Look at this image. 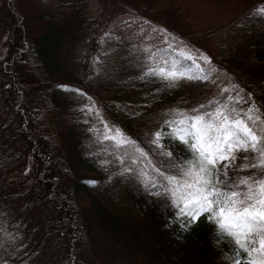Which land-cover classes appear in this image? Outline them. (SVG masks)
Returning <instances> with one entry per match:
<instances>
[{
    "label": "trees",
    "instance_id": "obj_1",
    "mask_svg": "<svg viewBox=\"0 0 264 264\" xmlns=\"http://www.w3.org/2000/svg\"><path fill=\"white\" fill-rule=\"evenodd\" d=\"M70 1L72 0H0V4H4L1 13V15L4 14V20L2 21V25L4 26H0V30L3 29L8 36L9 41L6 43L7 46L5 44V47H8L10 51V58H8L7 61L9 64L7 63L5 66H0V142L2 143L3 140L9 137V142L12 145L7 154L11 153L12 158L28 157L29 155L36 156V168H38V170L36 171L35 177L38 182L37 187L39 186L41 189L33 187L35 189L34 191L32 190V193L27 198L28 202L24 213L26 218L32 220L34 223L30 230V239L35 243V247H37L35 251L41 253L40 246H43V242H46L47 263L45 264H112L113 261L116 260V256L129 259L128 257L131 252V259H133L132 257L138 256V258H143L144 262L147 264H231V260L228 258L233 256L230 245L223 241L217 242L220 238L216 236V227L207 220L206 216L200 217L189 230L184 231L180 223L176 220V209L170 207L169 201L148 195L146 191H143L144 188L141 183L136 181V184L135 182L133 184L137 187L132 184L133 188L135 189L136 187V190L140 187L142 188L134 192L136 196L135 200L139 204V210H135V215H140V219L142 220V222H137L134 215L130 213L129 206L124 205L126 203L121 204L122 206H117L112 202V197L99 193L100 190L98 189L103 186L105 173L101 171L100 163L94 159L96 152H93V150L89 148L90 146L86 145L87 142H85L84 139H88L89 136L87 134V129L77 127L71 123L76 127L75 129H68L69 132L61 134L56 131L53 134L54 137H52L50 133L51 123L57 122L58 128H62L63 130H67V128L70 127V124L62 119V111L66 109V105L64 106V104L67 103V93L70 91L78 94H81L83 91L86 93L88 92V95H93L95 97L99 106L101 104V108H103L102 105L107 101L112 104L114 102H124V100L129 99L126 86L118 87L114 85L115 88L113 86L109 88L102 87L99 88L101 91L97 88L96 91H94L98 92V94L95 93L94 95V91H91L90 86L85 82L87 71L74 73L70 71L69 67L66 65V58L70 55V49L73 48V51L79 49V47H81L80 44H84L85 40L91 38L90 41L85 44V46L88 47V53H91L96 49L97 44L95 45L94 42L100 35L110 33L118 38L120 37L119 39L124 41L125 44L127 43L126 45L141 46V48H145V46H157V48H160L162 46L163 48L160 54L169 59L172 58L171 50H167L164 40L159 39L161 34L158 35L152 31L153 28L162 29L153 22L150 18L152 16L151 12L146 8H138L140 11L138 9H131L133 11H122L120 15L116 16L114 19L112 18L107 27L108 29L102 30L103 26H101L100 23L96 24L93 19V17L95 18L97 15V12H95L96 10L94 11L95 7H93L95 3L94 0L93 3H91V0L90 2H88L89 0ZM256 1L259 2V0H228V2L227 0H221L220 2H222L221 4L223 7L229 2H234V5L231 4L235 7L233 11L238 12L239 10L245 9L247 6L248 8L249 6H253ZM260 2L263 4L261 0ZM29 3L31 4V8L33 7L32 9L36 7L32 13L28 10L27 5ZM74 4H78V8H75ZM82 4H86L87 7L85 6V8H83L81 6ZM81 8L82 10H80ZM142 10H144V14ZM77 11H79L78 14ZM196 11L194 15H197L198 19L201 18L199 19L201 21L198 20L196 23L197 30H202V32L210 35L206 36L204 39L210 38L209 41H212V47L228 36L229 29L227 31L224 30L221 27L223 23L221 24L219 21L222 17V12L212 17V15L199 13L201 12L199 10ZM252 11L253 8H250L248 12H246V14L248 13L245 17L246 19L242 18L239 22L243 20L248 21L249 18H252L250 17L252 16ZM66 13L68 15H66ZM75 13L77 15H75ZM80 13L82 15H80ZM124 15L126 20L124 19ZM201 16L204 19H202ZM85 17H87L86 20L84 19ZM145 17L148 18L146 19ZM211 18L214 19V22ZM68 19L70 20L69 22ZM208 19H210V23ZM35 20L40 21V24H44V27L38 26V28H36V26H34L33 28L32 23H34ZM260 20L258 21L260 22ZM82 21L84 23H82ZM145 21L151 23L146 24L144 23ZM88 22L91 24L89 25ZM205 22L210 25L207 26ZM76 23L78 25H76ZM54 26H56V28H54ZM233 27H235V25H233ZM35 28L37 30L33 32ZM259 28L260 29L254 32L246 42V48H244L242 54L240 53L235 56V58L232 57L235 62L233 63V60H231L227 63L226 68H229L228 71H231L232 78H235V80L238 81V86L246 92H250L252 84L254 83H256L254 87H260L256 95L258 97H254V99L256 101H261L262 103L260 105L262 109H264V24L260 25ZM77 29L80 30L78 31ZM117 29L119 31H117ZM215 30L219 31L216 32ZM76 31L77 33H75ZM162 34L165 39L168 38L165 35L166 32L163 31ZM219 35H222L221 38ZM93 37H95V41L92 40ZM211 38L214 40V44ZM55 39H57L58 42ZM160 40H162V42ZM92 41L94 42L92 43ZM51 42H55V44ZM68 43L71 45L69 46ZM216 45L214 46L216 47L215 50H218ZM188 62L189 61H184L185 67L191 65V61L189 62L190 64ZM198 63L204 69V72L207 73L208 71L205 69V64L200 62V60H198ZM29 68L30 70H28ZM50 68H52V70ZM191 70L193 73L201 75L194 66ZM35 72H37L36 74L38 77L33 74ZM75 77H77V79ZM77 80L80 82L78 83ZM216 80L218 79L215 77H210L209 79V81L212 82ZM189 81L194 82V80ZM197 81L202 87L209 86L207 82ZM6 85L8 86L6 87ZM86 86L89 87L87 88ZM213 86H217V84L215 83ZM116 88L117 91L119 90V94H117ZM118 88H121V91ZM102 89L106 93H104ZM180 91L181 88L172 91L173 93H167L162 100L158 101L159 103L162 101L160 104L147 105V108L157 110L158 107L159 109L163 108V105L168 104V102L175 104L174 106L177 105V108L184 106L181 104L182 101H185L183 100L184 96H182L184 93ZM122 95L123 97H121ZM169 95L172 96L173 100ZM174 95L176 97L178 95L177 99ZM3 101L5 102L3 103ZM176 101L178 104L181 102L179 104L180 106ZM54 104L56 105L54 106ZM51 110H59L60 112L54 115V119L51 118L52 120L50 119L48 121L44 120L45 116H47L46 114L50 113ZM170 118L171 116L168 119ZM165 120L166 119L162 122ZM161 125H163V123ZM80 131L84 132L82 133ZM55 136H59V139H55ZM162 142L165 143V141ZM143 146H145V142H143ZM152 150L154 151H149L148 159H163L162 157L154 156V152L156 151L155 147H153ZM169 150H173L174 154H186L184 146L178 141H175L173 143V148ZM57 152L60 154H56ZM62 153L65 154L63 163L59 160ZM150 154H152V158ZM188 155H190V153H188ZM139 158L141 166L143 160L141 157ZM144 161V164L147 165V161L145 159ZM64 163L68 165L70 172L66 171L68 168L63 165ZM238 163H246V161H243L241 158ZM147 167L149 171H152L150 166L147 165ZM15 173L14 170L9 171V173H2V171H0V183H8ZM90 180H95L97 183L94 185L90 184L88 183ZM135 180L138 179L135 178ZM38 190H40L39 192L41 194L37 199V197L35 198V191ZM153 191H155V189H153ZM83 194L88 196V198L90 197L89 201H87V207H80L82 201L80 198L84 196ZM101 196H103V198ZM40 229L45 231L43 232ZM100 230H102L101 234ZM53 231L54 233H52ZM105 235L107 237H112L115 241L108 240L111 238H104ZM182 235L184 237H181ZM141 236L144 237V240L142 238V240L139 241V237ZM166 244H168V246ZM168 247L169 249H167ZM107 249H111V251L108 252Z\"/></svg>",
    "mask_w": 264,
    "mask_h": 264
},
{
    "label": "rangeland",
    "instance_id": "obj_2",
    "mask_svg": "<svg viewBox=\"0 0 264 264\" xmlns=\"http://www.w3.org/2000/svg\"><path fill=\"white\" fill-rule=\"evenodd\" d=\"M220 1L221 0H214V1L213 0H94L95 2L94 7L96 8L95 10H97L96 11L97 15L93 19L94 21L96 20L95 21L96 24H99L100 22L101 26H103L102 30L108 29L107 27L110 24V21L112 20V18L114 19L116 16L120 15L122 11L138 9V8L143 7L151 12L152 16L150 18H152V20L156 22L158 26H160L159 28H161L164 32H166V34H171V31H172L173 36L176 37L178 41L180 40L181 42H183V45L187 46V49L192 50L193 57L197 55L198 56L202 55V56H207V57L209 56V58H211L210 59L211 65L205 64V69H207L208 71L207 74L209 77H215L218 80L214 82L209 81V80L203 81V82H207V84L210 85L207 87H202L198 83L197 80H194V82L189 81V80L188 81L182 80V82L180 81L178 83L179 86L177 85L174 88L165 87L166 85L160 84L161 81L158 82V80H152L151 82L142 80L140 78V75L142 71L144 70L143 69L144 57L142 56L140 50L144 49V47L135 48L134 46L126 45L124 41L122 43L121 42L122 40H120L115 35H113L111 38L105 37V34L100 35V37L96 41L94 40L95 45L96 44L97 45H96V49L92 51L91 53H88V47L85 46V44L88 41H90L91 38H88L89 40H85L84 44H80L81 47H79V49L74 50V51H73V48L70 49V53H69L70 55H68L67 57L66 65L69 67V69H71L70 71L74 73L80 72V71H87L86 73L87 77H85V82L87 85L90 86L91 91H94L97 88H102L106 86H107L106 88H108V86L110 87V86H113L114 84L115 86H117L120 84L118 87L127 86V91L129 93V96H128L129 99L124 100V102H119V103L116 102V104H114L115 102L112 104L110 102L109 103L105 102L107 104H104L103 108H101L97 104L95 97L93 95H88L89 94L88 92L86 93L85 91H83L81 92V95H79L78 93H75V92L73 93L72 91H70L67 93L68 95L67 96L68 98L66 99L67 103L64 104V106L66 105L65 106L66 109H64L65 111L64 110L62 111L63 113L62 119L63 121H65L64 119H66V122H69L70 127L67 128V130L66 129L63 130L62 128L58 130V127L56 123L54 122V123H51V126L49 125L50 130L53 132V133L52 132L50 133L52 134V137H54L53 134L54 132H56V130L57 132L61 134V133L69 132L68 129L69 130L75 129L76 128L75 126L77 127L79 126L83 129L88 130L87 134L89 136L87 140L85 139V141L88 143L91 150H93V152H96V154L94 155V159H96L98 163H100V169L103 173H105L103 186H101V188L99 189L100 193L102 194L107 193L106 195H108L109 197H110V194H111V197L114 196L112 202L115 203V205L117 206L118 205L122 206L121 204L126 203L124 205L129 206V211L132 215H134L137 222L138 221L142 222V220L141 219L138 220L140 215L138 214H136L137 216L135 215V210L136 209L139 210V204L135 200L136 196L134 195V192H136L137 190L134 189L133 185L131 184L139 180H135L133 173H126L125 175H120L119 173L126 166H132V167L134 166L135 168L134 167L133 168L135 172L137 173L143 168H144L143 169L144 171H148V173L150 172V174L152 175H155V173L153 174V172L149 171V168L144 164L145 161L143 157H141L142 160L144 161L142 162L143 164L141 163L142 166H140V163H139L140 158L137 159V163L135 165H131V159L137 158L139 156L138 153H135L133 151L131 146H129L126 149L117 150L114 148L112 141L104 140L103 133L105 129H104V124L102 121H106L110 127L114 126V127L121 128L124 132L127 133L128 136L133 138L137 142V144L140 141L138 145L141 148H143L146 153L149 154V151L151 152L154 151L152 150V148L155 147V145H149L150 143H148L151 139V133L159 130L160 127L162 126L161 125L162 121L170 117V115L168 114L169 108L173 109V108H177L178 106L176 105L177 107H175L174 106L175 104L168 103L169 106L168 104L163 105L164 107L161 109H157V110L149 109L148 110L147 105L157 104L158 100L159 101L160 99L162 100L164 96L168 93V90H170L169 92L172 93V91H175L176 89H179L181 87H182L181 90L184 87L185 88L183 90L184 91L185 89L187 90L185 92L182 91L184 94L186 93L185 95H183L184 100L188 99L189 101H191L195 99L204 100L205 98H211L213 96H218L222 88L227 87L231 89L233 85H238L237 84L238 81H236L235 78H232L231 76L232 74L230 73L231 71L229 72L228 71L229 68L227 69L226 66H227V63L230 62L231 60H233V63L235 62L234 59H232V57L235 58V56L239 55L240 53L242 54L244 48H246L245 46L246 42L250 39V37L252 36L254 32L260 29L259 26L264 24V15L256 14L255 16V10L261 6H264V1L262 0L263 4H261V2L256 1V3L253 5L252 18H254V20L250 18V20L253 22H251L250 20H249L250 22L247 20H243L241 21V23L240 22L238 23V21L242 20V18H245V16H247L246 12H248V10L252 8V6L251 7L249 6V8L247 6L245 9L235 12L233 11L235 9L233 8L234 6L230 4H229V7L224 6V8L222 9L223 6L220 3ZM211 2L212 3L214 2L213 4L215 6ZM215 2L217 3L215 4ZM231 4H234V2ZM27 6H28V10L31 11V13L34 12V10L36 9V7L32 9L33 7L31 8L30 3ZM85 6L83 7L82 5L83 8H85ZM74 7L77 8L78 4H74ZM216 7L217 9H215ZM3 8H4V4H0V26H4L2 25V21L4 20L3 18L4 14L1 15ZM195 9L202 11V13H204L205 15L206 14L208 15L209 13V15H212V16H217L218 14L222 12L221 13L222 17L221 19H219V21L223 23L221 27L224 30L227 31L229 29V33H228L229 36H227L225 39H223V41H221L218 44L217 46L218 50H215V48L211 46V43L209 40L204 39L206 37V35L204 34L206 33H203L201 30L197 31L198 28L196 27V23L198 21L197 20L198 17L193 14L195 12ZM220 9H222L221 12H220ZM228 9L229 11H227ZM230 11H232L231 14L229 13ZM240 14L242 17L240 16ZM258 20H260V22ZM39 22L40 21L35 20L34 23H32L33 24L32 27L33 28L34 26H36V28H38V26L44 27V24H40ZM192 23L194 24L192 25ZM233 24L234 25L236 24L234 28H232ZM238 24L240 25L238 26ZM36 28L33 30V32L37 30ZM175 32L176 34H174ZM231 32H234L235 34ZM102 37H104L103 43L101 42ZM200 37L202 38L204 37V38L203 39L201 38L202 39L201 40ZM8 41H9L8 36L4 32V30L3 29L0 30V66H5L8 63L7 62L8 58H10L9 57L10 51L8 47L7 48L5 47V44ZM225 41L227 42L225 43ZM118 42H119V45H118ZM242 42H243V45H242ZM127 47L129 48L128 50H127ZM132 50L133 52H131ZM112 52L115 56L111 54ZM117 55H119L120 58ZM110 57H112V59ZM114 57L115 58L118 57V58L115 60ZM219 57L220 58L222 57L221 59L223 60H221ZM214 60H216L218 63ZM85 62L87 64V65L85 64L86 67L84 66ZM200 62H203V61H200ZM216 66H217V69H216ZM210 69H215V71H210ZM132 77H134V79ZM139 81H141L142 83ZM185 81L186 83H184ZM136 82H139V83H136ZM215 83L217 84V86H213ZM100 84H104V85L101 86ZM141 84H142V87H141ZM158 84L162 86L163 89ZM255 84L256 83L252 84L250 93L253 94V97L257 98L256 94H258L260 87L259 85H258L259 88L254 87ZM211 85L213 88L211 87ZM137 87H140V88H137ZM134 90L136 93L133 92ZM244 91H243L244 94L242 93V95L246 96V94L249 92H246V91L244 92ZM186 95L188 96L187 98H186ZM197 95L199 96V98H197L198 97ZM228 95H232L233 97H235L236 94L235 92H231V91L228 93H224V97H227ZM224 97H221V99H223ZM71 98H72V101H71ZM258 103L260 104L262 102L258 101ZM235 106L237 108L241 107V105H235ZM243 107L246 108L247 105H243ZM59 112H60L59 110L53 111V112L50 111V113L52 114L50 113L47 114V116L45 117L46 121L53 118L52 116H54V114L55 115L59 114ZM97 113H99V115H97ZM71 115L74 118H72ZM71 119L73 121H71ZM140 119H143V120H140ZM129 120H130V123L128 125ZM145 120H147L148 122ZM153 120L156 123H153ZM142 122L143 123L145 122V123L143 124ZM71 123H73L75 126ZM131 124L133 125L131 126ZM129 131L131 134L133 133L134 136L133 134L132 135L129 134ZM138 131H139V134H138ZM143 131L145 133H143ZM89 132L91 134H89ZM147 133L150 136H148ZM113 134H114V131H113ZM144 135L146 137H144ZM90 137H93V138H90ZM55 139H59V136H55ZM143 142H145V146H143ZM11 145L12 144L9 142V137L8 139L3 140L2 143L0 142V171H2V173H9V171L11 170H14L16 172L15 176H12V179H10L8 183H4V184L0 183V264H40V263L45 264L47 263L46 262V259H47L46 242H43L45 246H40L42 249L41 253L35 251V248L37 247H35V243H33L30 239V232H31L30 228L33 227L34 223L32 220L27 219L26 216L24 215L25 210H26L25 207L28 202L27 198L32 193V190L34 191L35 188L41 189V187L39 186L37 187L38 182L35 177L36 171L38 170V168H36V162H37L35 158L36 156L29 155L28 157L12 158L11 153L7 154L10 150L9 148L11 147ZM93 145L95 146L92 147ZM125 153H128L130 155L126 156ZM56 154H60V153L57 152ZM118 157L124 159L125 163L123 165L119 163V160L117 159ZM64 159H65V154L62 153L59 157V160H61L63 163ZM102 161H111V163L107 165H103ZM63 165L66 168H68L66 171L70 172L68 165H66L65 163ZM39 191L40 190L35 191L36 193L35 198L37 197V199H38V196L41 194ZM84 196L80 198V200H82L80 207H83V206L87 207L88 205L87 201H89L90 197L88 198V196H85V197ZM115 197H116V200H114ZM41 230L43 232L45 231L43 229ZM101 233H102V230H100V234ZM104 238H107V239L111 238L112 240L111 239H108V240L115 241V239H113L112 237H107L106 235ZM142 238L144 240V237L141 236L139 237V241H141ZM107 251L110 252L111 249H107ZM131 253L129 254V257H128L129 259L119 258L118 256H116V260L113 261L112 264H147L144 262L143 258H138V256L132 257L133 259H131Z\"/></svg>",
    "mask_w": 264,
    "mask_h": 264
},
{
    "label": "snow or ice",
    "instance_id": "obj_3",
    "mask_svg": "<svg viewBox=\"0 0 264 264\" xmlns=\"http://www.w3.org/2000/svg\"><path fill=\"white\" fill-rule=\"evenodd\" d=\"M255 14L264 15V6L257 8ZM152 31L163 33L155 28ZM165 35L167 39L164 35L160 38L171 50L172 58L161 55L162 49L157 47L141 49L144 70L140 78L148 82L159 80L168 88L176 87L182 80H209L197 61L211 65L210 58L193 57L183 42L171 34ZM105 37L111 38L112 34L105 33ZM184 61H191V65L185 67ZM193 66L203 74L193 73ZM230 91L235 92V97H224ZM243 91L233 85L231 89L222 88L218 96L185 100L183 107L169 109L171 118L151 133L149 141L155 145L154 155L163 159L149 160L148 153L133 138L106 121H102L103 139L112 141L117 150L131 146L139 154L131 159V165L139 157L147 160L155 175L143 169L137 173L132 166L124 167L119 174L133 173L148 195L169 201L184 230L206 216L216 227L220 238L217 242L230 245L231 264H264V110L252 93L245 96ZM175 141L184 146L186 154L169 150ZM241 158L246 163H238ZM117 159L120 164L125 163L123 158ZM109 163L102 161L103 165Z\"/></svg>",
    "mask_w": 264,
    "mask_h": 264
},
{
    "label": "bare ground",
    "instance_id": "obj_4",
    "mask_svg": "<svg viewBox=\"0 0 264 264\" xmlns=\"http://www.w3.org/2000/svg\"><path fill=\"white\" fill-rule=\"evenodd\" d=\"M72 1H73V0H72ZM72 1H70V2H72ZM78 1H79V0H78ZM78 1H77V2H78ZM213 1H214V0H213ZM250 1H251V0H250ZM261 1H262V0H261ZM263 1H264V0H263ZM66 2H67V1H66ZM77 2H76V3H77ZM88 2H90V0H89ZM88 2H87V3H88ZM222 2H223V1H222ZM222 2H220V3H222ZM224 2H225V1H224ZM227 2H228V0H227ZM227 2H226V3H227ZM234 2H235V1H234ZM252 2H253V1H252ZM252 2H250V3H252ZM259 2H260V1H259ZM78 3H79V2H78ZM80 3H81V2H80ZM91 3H93V1H91ZM211 3H212V2H211ZM211 3H210V4H211ZM213 3H214V2H213ZM213 3H212V4H213ZM216 3H217V2H215V4H216ZM220 3H219V4H220ZM229 3H230V2H229ZM229 3H227L228 5L226 4V7H227V6L229 7ZM223 4H224V3H223ZM248 4H249V3H248ZM69 5H70V4H69ZM82 5H83V7H84L86 4H85V5L82 4ZM82 5H81V6H82ZM213 5H214V4H213ZM230 5H231V3H230ZM233 5H234V4H233ZM76 6H77V5H76ZM214 6H215V5H214ZM66 7H67V6H66ZM70 7H71V6H70ZM86 7H87V6H86ZM90 7H91V6H90ZM93 7H94V6H93ZM211 7H212V6H211ZM220 7H221V6H220ZM220 7H219V8H220ZM77 8H78V7H77ZM79 8H80V6H79ZM223 8H224V7H222V9H223ZM233 8H235V7H233ZM252 8H253V6H252ZM254 8H255V7H254ZM63 9H65V8H63ZM63 9H62V10H63ZM72 9H74V8H72ZM95 9H96V8H95ZM95 9H94V11H95ZM140 9H142V8H140ZM213 9H214V8H213ZM213 9H212V10H213ZM215 9H217V7H216ZM222 9H220V12H221ZM255 9H256V8H255ZM62 10H61V12H62ZM65 10H66V9H65ZM67 10H69V9H67ZM77 10H78V9H77ZM80 10H82V8H81ZM138 10H139V9H138ZM63 11H64V10H63ZM70 11H73V10H70ZM96 11H97V10H96ZM96 11H95V12H96ZM130 11H133V10H130ZM136 11H137V10H136ZM139 11H140V10H139ZM143 11H144V10H142V13L144 14ZM195 11H196V10H195ZM206 11H207V10H206ZM210 11H211V10H210ZM227 11H229V9H228ZM61 12H60V13H61ZM67 12H68V11H67ZM78 12H79V11H77V14H78ZM82 12H84V11H82ZM91 12H93V11H91ZM134 12H135V11H134ZM134 12H133V13H134ZM196 12H197V11H196ZM223 12H224V10H223ZM231 12H232V11H230L229 13L231 14ZM128 13H129V11H128ZM140 13H141V12H140ZM146 13H148V12H146ZM199 13H202V11L199 12ZM249 13H250V12H249ZM68 14H69V12H68ZM68 14L66 13V15H68ZM71 14H72V13H71ZM73 14H74V13H73ZM77 14L75 13V15H77ZM83 14H84V13H83ZM135 14H136V13H135ZM193 14H194V13H193ZM212 14H213V13H212ZM233 14H234V13H233ZM242 14H243V13H242ZM247 14H248V13H247ZM253 14H254V13H253ZM60 15H61V14H60ZM62 15H64V14H62ZM66 15H65V16H66ZM80 15H82V14L80 13ZM145 15H147V14H145ZM149 15H150V14H149ZM204 15H205V14H204ZM208 15H209V13H208ZM243 15H244V14H243ZM249 15H250V14H249ZM57 16H59V15H57ZM57 16H56V17H57ZM71 16H72V15H71ZM71 16H70V17H71ZM89 16H90V15H89ZM91 16H92V15H91ZM131 16H132V15H131ZM133 16H134V14H133ZM196 16H197V15H196ZM240 16H241V14H240ZM255 16H256V14H255ZM255 16H254V17H255ZM59 17H60V16H59ZM68 17H69V16H68ZM72 17H74V16H72ZM72 17H71V18H72ZM77 17H78V16H77ZM92 17H93V16H92ZM119 17H120V16H119ZM128 17H129V16H128ZM201 17H202V16H201ZM212 17H214V16H212ZM235 17H236V16H235ZM237 17H239V16H237ZM241 17H242V16H241ZM241 17H240V18H241ZM245 17H246V16H245ZM250 17H252V16H250ZM60 18H62V17H60ZM60 18H59V19H60ZM74 18H75V17H74ZM86 18H87V17H85L84 19L86 20ZM88 18H89V17H88ZM93 18H94V17H93ZM97 18H98V17H97ZM99 18H100V16H99ZM125 18H126V17H125V15H124V19H125ZM131 18H132V17H131ZM145 18L147 19L148 17H145ZM195 18H196V17H195ZM72 19H73V18H72ZM76 19H77V18H76ZM124 19H123V20H124ZM136 19H137V17H136ZM141 19H142V17H141ZM149 19H150V18H149ZM151 19H152V18H151ZM199 19H201V18H199ZM199 19H197V20H199ZM202 19H204V18L202 17ZM211 19H212V18H211ZM230 19H232V18H230ZM233 19H234V18H233ZM244 19H246V18H244ZM247 19H248V18H247ZM251 19L254 20V18H251ZM56 20H57V19H56ZM60 20H62V19H60ZM65 20H67V19H65ZM77 20H78V19H77ZM100 20H101V19H100ZM100 20H99V21H100ZM119 20H120V19H119ZM125 20H126V19H125ZM144 20H145V19H144ZM208 20H209V23H210V19H208ZM212 20H213V22H214V19H212ZM249 20H250V18H249ZM249 20H248V21H249ZM256 20H257V19H256ZM52 21H53V20H52ZM62 21H63V20H62ZM69 21H70V20L68 19V22H69ZM95 21H96V20H95ZM194 21H195V20H194ZM199 21H201V20H199ZM237 21H238V20H237ZM250 21H251V20H250ZM250 21H249V22H250ZM47 22H48V21H47ZM49 22H50V20H49ZM86 22H87V21H86ZM89 22H90V21H89ZM89 22H88V23H89ZM115 22H116V21H115ZM147 22H148V21H147ZM153 22H154V21H153ZM203 22H204V21H203ZM235 22H236V21H235ZM238 22H239V21H238ZM251 22H253V21H251ZM256 22H257V21H256ZM51 23H52V22H51ZM51 23H50V24H51ZM61 23H63V22H61ZM72 23H73V22H72ZM80 23H81V21H80ZM82 23H84V22L82 21ZM99 23H100V22H99ZM113 23H114V21H113ZM149 23H151V22H149ZM154 23H156V22H154ZM205 23H206V22H205ZM209 23H206L207 26L210 25ZM219 23H220V22H219ZM236 23H237V22H236ZM240 23H241V22H240ZM243 23H244V22H243ZM247 23H248V22H247ZM47 24H48V23H47ZM56 24H57V23H56ZM58 24H59V23H58ZM90 24H91V23H89V25H90ZM193 24H194V23H192V25H193ZM221 24H222V23H221ZM221 24H220V25H221ZM248 24H249V23H248ZM66 25H67V24H66ZM69 25H70V24H69ZM71 25H72V24H71ZM74 25H75V24H74ZM74 25H73V26H74ZM76 25H78V24L76 23ZM156 25H157V23H156ZM177 25H178V24H177ZM204 25H205V24H204ZM218 25H219V24H218ZM233 25H234V24H233ZM235 25H236V24H235ZM239 25H240V24H238V26H239ZM241 25H242V24H241ZM48 26H49V25H48ZM57 26H58V25H57ZM59 26H60V25H59ZM61 26H62V25H61ZM73 26H71V27H73ZM80 26H81V25H80ZM87 26H88V25H87ZM112 26H114V25H112ZM157 26H158V25H157ZM187 26H188V25H187ZM194 26H195V25H194ZM197 26H198V24H197ZM205 26H206V25H205ZM214 26H215V25H214ZM214 26H213V27H214ZM91 27H92V26H91ZM95 27H96V26H95ZM114 27H115V26H114ZM159 27H160V26H159ZM189 27H190V26H189ZM189 27H188V28H189ZM201 27H203V26H201ZM217 27H220V26H217ZM49 28H50V26H49ZM54 28H56V26H54ZM59 28H60V27H59ZM75 28H76V27H75ZM79 28H80V27H79ZM84 28H85V27H84ZM84 28H83V29H84ZM89 28H90V27H89ZM110 28H112V27H110ZM162 28H163V27H162ZM199 28H200V27H199ZM232 28H234V27H232ZM57 29H58V27H57ZM83 29H81V30H83ZM85 29H86V28H85ZM94 29H95V28H94ZM166 29H167V28H166ZM189 29H190V28H189ZM194 29H195V28H194ZM211 29H212V28H211ZM237 29H238V27H237ZM77 30H78V29H77ZM79 30H80V29H79ZM79 30H78V31H79ZM92 30H93V29H92ZM110 30H111V29H110ZM113 30H114V29H113ZM130 30H132V29H130ZM130 30H129V31H130ZM164 30H165V29H164ZM192 30H193V29H192ZM206 30H207V29H206ZM232 30H234V29H232ZM55 31H56V30H55ZM57 31H59V30H57ZM83 31H84V30H83ZM86 31H88V30H86ZM93 31H94V30H93ZM100 31H101V30H100ZM117 31H119V30L117 29ZM197 31H198V30H197ZM197 31H196V32H197ZM201 31H202V30H201ZM215 31H216V30H215ZM217 31H219V30H217ZM217 31H216V32H217ZM81 32H82V31H81ZM81 32H80V33H81ZM84 32H85V31H84ZM84 32H83V33H84ZM94 32H96V31H94ZM192 32H194V31H192ZM206 32H207V31H206ZM216 32H215V33H216ZM75 33H77V31H76ZM78 33H79V32H78ZM96 33H97V32H96ZM100 33H101V32H100ZM114 33H115V32H114ZM167 33H168V32H167ZM201 33H202V32H201ZM203 33H204V32H203ZM210 33H211V32H210ZM231 33H234V32H231ZM236 33H238V32H236ZM130 34H131V33H130ZM133 34H134V32H133ZM171 34H172V31H171ZM174 34H176V32H175ZM225 34H226V33H225ZM234 34H235V33H234ZM70 35H71V34H70ZM72 35H73V34H72ZM117 35H118V34H117ZM119 35H120V34H119ZM121 35H122V33H121ZM121 35H120V36H121ZM161 35H163V34L161 33ZM177 35H178V33H177ZM204 35H206V36H210L209 34H208V35H207V34H204ZM232 35H233V34H232ZM86 36H87V35H86ZM112 36H113V34H112ZM133 36H134V35H133ZM133 36H131V37H133ZM172 36H173V34H172ZM212 36H213V35H212ZM212 36H211V37H212ZM221 36H222V35H219L220 38H221ZM228 36H229V35H228ZM255 36H256V35H255ZM76 37H77V36H76ZM83 37H84V36H83ZM125 37H126V36H125ZM125 37H124V38H125ZM127 37H128V36H127ZM131 37H130V38H131ZM134 37H135V36H134ZM166 37H167V36H166ZM204 37H205V36H204ZM204 37H203V38H204ZM55 38H56V37H55ZM66 38H67V37H66ZM70 38H71V37H70ZM72 38H73V37H72ZM77 38H78V37H77ZM119 38H120V37H119ZM128 38H129V37H128ZM201 38H202V37H200V39H201ZM203 38H202V39H203ZM216 38H217V37H216ZM220 38H219V39H220ZM225 38H226V37H225ZM229 38H230V37H229ZM255 38H256V37H255ZM68 39H69V38H68ZM94 39H95V37H93L92 40H94ZM159 39H161V38L159 37ZM164 39H165V37H164ZM202 39H201V40H202ZM209 39H210V38H209ZM209 39L207 38V40H209ZM211 39H212V38H211ZM213 39H214V36H213ZM213 39H212V40H213ZM234 39H235V38H234ZM234 39H233V40H234ZM30 40H31V38H30ZM55 40L58 42L57 39H55ZM66 40H67V39H66ZM70 40H72V39H70ZM129 40H130V39H129ZM129 40H127V41H129ZM157 40H158V39H157ZM207 40H206V41H207ZM215 40H216V39H215ZM220 40H221V39H220ZM231 40H232V39H231ZM48 41H50V40H48ZM53 41H54V40H53ZM56 41H55V42H56ZM63 41H64V39H63ZM160 41L162 42V40H160ZM179 41H180V40H179ZM222 41H223V40H222ZM55 42H51V43H54V44H55ZM68 42H69V41H68ZM93 42H94V41H92V43H93ZM121 42L123 43V41H121ZM207 42H208V41H207ZM219 42H220V41H219ZM226 42H227V41H225V43H226ZM229 42H230V41H229ZM90 43H91V42H90ZM129 43H131V42H129ZM156 43H157V42H156ZM210 43H212V41H210ZM210 43H208V44H210ZM13 44H14V43H13ZM63 44H64V43H63ZM68 44H69V43H68ZM94 44H95V42H94ZM126 44H127V43H126ZM133 44H134V43H133ZM159 44H160V42H159ZM213 44H214V40H213ZM218 44H219V43H218ZM218 44H217V45L215 44V45L218 46ZM61 45H62V44H61ZM70 45H71V44H69V46H70ZM118 45H119V42H118ZM122 45H123V44H122ZM135 45H136V44H135ZM143 45H144V44H143ZM146 45H147V44H146ZM203 45H204V44H203ZM215 45H213V47H214ZM221 45H222V44H221ZM242 45H243V42H242ZM40 46H41V45H40ZM43 46H44V45H43ZM55 46H56V45H55ZM66 46H67V45H66ZM66 46H65V47H66ZM205 46H206V45H205ZM209 46H210V45H209ZM211 46H212V44H211ZM225 46H226V45H225ZM231 46H232V45H231ZM250 46H251V45H250ZM253 46H254V45H253ZM13 47H14V45H13ZM33 47H34V46H33ZM36 47H37V46H36ZM41 47H42V46H41ZM53 47H54V46H53ZM91 47H92V46H91ZM116 47H117V46H116ZM121 47H122V46H121ZM134 47L136 48L137 46H134ZM140 47H141V46H140ZM140 47H139V48H140ZM151 47H152V46H151ZM155 47H157V46H155ZM207 47H208V45H207ZM219 47H221V46H219ZM223 47H224V46H223ZM229 47H230V45H229ZM68 48H69V47H68ZM145 48H146V46H145ZM158 48H159V47H158ZM162 48H163V47L161 46L160 49H162ZM204 48H205V47H204ZM209 48H210V47H209ZM214 48H216V47H214ZM217 48H218V47H217ZM14 49H15V48H14ZM44 49H46V48H44ZM63 49H64V48H63ZM128 49H129V48L127 47V50H128ZM223 49H224V48H223ZM240 49H241V48H240ZM36 50H37V48H36ZM64 50H65V49H64ZM67 50H68V49H67ZM121 50H122V49H121ZM124 50H125V49H124ZM134 50H135V49H134ZM238 50H239V49H238ZM118 51H120V50H118ZM118 51H117V52H118ZM122 51H123V50H122ZM213 51H214V50H213ZM42 52H43V51H42ZM65 52H66V51H65ZM125 52H126V51H125ZM131 52H133V50H132ZM232 52H233V51H232ZM40 53H41V52H40ZM61 53H62V52H61ZM119 53H120V52H119ZM193 53H194V52H193ZM33 54H34V53H33ZM42 54H43V53H42ZM44 54H45V53H44ZM111 54H113V52H112ZM120 54H121V53H120ZM123 54H124V52H123ZM127 54H128V53H127ZM196 54H197V53H196ZM196 54H195V55H196ZM198 54H200V53H198ZM220 54H222V53H220ZM220 54H219V55H220ZM113 55H114V54H113ZM138 55H140V54H138ZM214 55H215V53H214ZM230 55H231V54H230ZM44 56H45V55H44ZM114 56H115V55H114ZM117 56H119V55H117ZM122 56H123V55H122ZM125 56H126V55H125ZM129 56H130V55H129ZM197 56H198V55H197ZM197 56H195V57H197ZM11 57H12V56H11ZM13 57H14V55H13ZM35 57H37V56H35ZM39 57H40V56H39ZM57 57H58V56H57ZM59 57H61V56H59ZM63 57H64V56H63ZM112 57H113V56H112ZM112 57H110V58L112 59ZM134 57H135V56H134ZM134 57H133V58H134ZM208 57H209V56H208ZM215 57H216V56H215ZM217 57H218V56H217ZM61 58H62V57H61ZM77 58H78V57H77ZM110 58H109V59H110ZM117 58H118V57H116V58L114 57L115 60H116ZM119 58H120V56H119ZM122 58H123V57H122ZM125 58H126V57H125ZM135 58H136V57H135ZM219 58H220V57H219ZM221 58H222V57H221ZM221 58H220V59H221ZM225 58H226V57H225ZM36 59H37V58H36ZM66 59H67V58H66ZM111 59H110V60H111ZM123 59H124V58H123ZM131 59H132V58H131ZM210 59H211V58H210ZM215 59H216V58H215ZM44 60H45V59H44ZM221 60H223V59H221ZM33 61H34V60H33ZM35 61H36V60H35ZM39 61H40V60H39ZM46 61H47V60H46ZM46 61H45V62H46ZM58 61H59V60H58ZM100 61H101V60H100ZM120 61H121V59H120ZM127 61H128V59H127ZM214 61H216V60H214ZM108 62H109V61H108ZM116 62H117V61H116ZM118 62H119V60H118ZM122 62H124V61H122ZM185 62H186V61H185ZM189 62H190V61H189ZM189 62H188V63H189ZM216 62H217V61H216ZM188 63H187V65H188ZM217 63H218V62H217ZM217 63H216V64H217ZM8 64H9V63H8ZM43 64H44V63H43ZM46 64H47V62H46ZM46 64H45V65H46ZM85 64H86V62L84 63V66H85ZM109 64H110V63H109ZM189 64H190V63H189ZM216 64H215V65H216ZM219 64H220V63H219ZM219 64H218V65H219ZM27 65H28V64H27ZM45 65H44V66H45ZM47 65H48V64H47ZM79 65H80V64H79ZM86 65H87V64H86ZM110 65H111V64H110ZM114 65H115V64H114ZM114 65H113V66H114ZM141 65H142V64H141ZM261 65H262V64H261ZM63 66H64V65H63ZM82 66H83V65H82ZM33 67H34V66H33ZM38 67H39V66H38ZM46 67H47V66H46ZM61 67H62V65H61ZM65 67H66V66H65ZM79 67H81V66H79ZM85 67H86V66H85ZM133 67H134V66H133ZM141 67H142V66H141ZM141 67H140V68H141ZM212 67H213V66H212ZM135 68H136V67H135ZM213 68H214V67H213ZM254 68H255V67H254ZM50 69L52 70V68H50ZM77 69H78V68H77ZM133 69H134V68H133ZM133 69H132V70H133ZM141 69H142V68H141ZM216 69H217V66H216ZM28 70H30V68H29ZM28 70H27V71H28ZM69 70H71V69H69ZM251 70H252V69H251ZM35 71H36V70H35ZM46 71H47V70H46ZM63 71H64V70H63ZM249 71H250V70H249ZM252 71H253V70H252ZM257 71H258V67H257ZM257 71H256V73H257ZM55 72H56V71H55ZM136 72H137V71H136ZM253 72H254V71H253ZM3 73H5V72H3ZM31 73H32V72H31ZM36 73H37V72H35V73H33V74H35V75L37 76ZM254 73H255V72H254ZM43 74H44V73H43ZM48 74H50V73H48ZM48 74H47V75H48ZM55 74H56V73H55ZM139 74H140V73H139ZM201 74H202V73H201ZM2 75H3V74H2ZM7 75H8V74H7ZM28 75H29V74H28ZM39 75H40V73H39ZM64 75H66V74H64ZM64 75H63V76H64ZM137 75H138V73H137ZM249 75H250V74H249ZM25 76H26V75H25ZM40 76H41V75H40ZM48 76H50V75H48ZM71 76H72V75H71ZM140 76H141V75H140ZM37 77H38V76H37ZM10 78H11V77H10ZM49 78H50V77H49ZM75 78L77 79V77H75ZM132 78L134 79V77H132ZM52 79H53V78H52ZM7 80H8V79H7ZM9 80H10V79H9ZM54 80H55V79H54ZM57 80H59V79H57ZM77 81H78V80H77ZM134 81H135V80H134ZM137 81H138V80H137ZM8 82H9V81H8ZM31 82H32V81H31ZM79 82H80V81H78V83H79ZM128 82H129V81H128ZM139 82H141V81H139ZM139 82H136V83H139ZM153 82H155V81H153ZM158 82H159V80H158ZM181 82H182V81H181ZM76 83H77V82H76ZM78 83H77V84H78ZM101 83H102V82H101ZM103 83H104V82H103ZM129 83H130V82H129ZM141 83H142V82H141ZM147 83H148V82H147ZM184 83H186V81H185ZM184 83H183V84H184ZM104 84H105V83H104ZM104 84H100V85L102 86V85H104ZM130 84H131V83H130ZM156 84H157V83H156ZM160 84H163V83L160 82ZM190 84H191V83H190ZM42 85H43V84H42ZM79 85H80V84H79ZM83 85H84V84H83ZM83 85H82V86H83ZM97 85H98V84H97ZM100 85H99V86H100ZM114 85H115V84H114ZM114 85H113V87H114ZM119 85H120V84H119ZM119 85H117V86H119ZM127 85H128V83H127ZM148 85H149V84H148ZM148 85H146V86H148ZM158 85H159V84H158ZM163 85H164V84H163ZM7 86H8V85H6V87H7ZM34 86H35V85H34ZM84 86H85V85H84ZM130 86H131V85H130ZM130 86H129V87H130ZM154 86H155V85H154ZM156 86H157V85H156ZM159 86H160V85H159ZM178 86H179V85H178ZM209 86H210V85H209ZM4 87H5V86H4ZM14 87H15V86H14ZM24 87H25V86H24ZM32 87H33V86H32ZM86 87H87V86H86ZM88 87H89V86H88ZM88 87H87V88H88ZM106 87H107V86H106ZM106 87H105V88H106ZM122 87H124V86H122ZM126 87H127V86H126ZM132 87H133V85H132ZM141 87H142V84H141ZM160 87L162 88V86H160ZM165 87H166V86H165ZM165 87H164V88H165ZM211 87H212V85H211ZM0 88H1V87H0ZM105 88H104V90H105ZM108 88H109V86H108ZM114 88H115V87H114ZM134 88H135V87H134ZM137 88H140V87H137ZM149 88H150V87H149ZM153 88H154V87H153ZM157 88H158V87H157ZM181 88H182V87H181ZM184 88H185V87H184ZM184 88H183V89H184ZM212 88H213V87H212ZM14 89H15V88H14ZM18 89H19V88H18ZM23 89H24V88H23ZM25 89H26V88H25ZM42 89H43V88H42ZM98 89H99V88H98ZM118 89H120V91H121V88H118ZM162 89H163V88H162ZM183 89H182L181 91H184ZM88 90H89V89H88ZM99 90L101 91V89H99ZM102 90H103V89H102ZM104 90H103V92H104ZM114 90H115V89H114ZM124 90H125V89H124ZM128 90H130V89H128ZM152 90H153V89H152ZM211 90H212V89H211ZM22 91H23V90H22ZM50 91H51V90H50ZM50 91H49V92H50ZM95 91H96V89H95ZM95 91L93 92V94H94V95H95V93L98 94V92H95ZM116 91H117V88H116ZM118 91H119V90H118ZM118 91H117V94H119ZM156 91H158V90H156ZM169 91H170V90H168V93L170 94ZM181 91H180V92H181ZM185 91H187V90L185 89ZM185 91H184V92H185ZM46 92H47V91H46ZM103 92H102V94H103ZM112 92H113V91H112ZM133 92H135V90H134ZM191 92H192V91H191ZM244 92H245V91H244ZM248 92H249V91H248ZM252 92H253V90H252ZM256 92H257V91H256ZM100 93H101V92H100ZM104 93H106V92H104ZM108 93H110V92H108ZM120 93H121V92H120ZM135 93H136V92H135ZM152 93H153V91H152ZM161 93H162V91H161ZM172 93H173V92H172ZM201 93H203V92H201ZM207 93H208V92H207ZM46 94H47V93H46ZM48 94H49V93H48ZM102 94H101V96H102ZM110 94H111V93H110ZM125 94H126V93H125ZM156 94H157V92H156ZM156 94H155V95H156ZM185 94H186V93H185ZM185 94H184V95H185ZM194 94H195V93H194ZM205 94H206V93H205ZM243 94H244V93H243ZM255 94H256V93H255ZM11 95H12V94H11ZM42 95H43V94H42ZM79 95H81V94L79 93ZM113 95H114V94H113ZM123 95H124V94H123ZM123 95H122L121 97H123ZM127 95L129 96V93H128ZM127 95H126V96H127ZM172 95H173V94H172ZM187 95H188V93H187ZM187 95H186V98L188 97ZM199 95H200V94H199ZM201 95H202V94H201ZM256 95H257V94H256ZM0 96H1V95H0ZM3 96H4V94H3ZM108 96H110V95H108ZM130 96H131V95H130ZM163 96H164V95H163ZM163 96H162V97H163ZM169 96H170V95H169ZM174 96H175V95H174ZM174 96H173V98H174ZM182 96H183V94H182ZM197 96H198V95H197ZM52 97H53V95H52ZM54 97H55V96H54ZM103 97H104V96H103ZM113 97H115V96H113ZM113 97H112V98H113ZM119 97H120V96H119ZM124 97H125V96H124ZM170 97H171V99H172V96H170ZM175 97H176V96H175ZM177 97H178V95H177ZM177 97H176V99H177ZM257 97H258V96H257ZM6 98H7V97H6ZM90 98H91V97H90ZM156 98H157V97H156ZM190 98H191V96H190ZM197 98H199V96H198ZM46 99H47V98H46ZM53 99H55V98H53ZM103 99H104V98H103ZM105 99H106V98H105ZM110 99H111V97H110ZM114 99H115V98H114ZM114 99H113V100H114ZM120 99H121V98H120ZM165 99H166V98H165ZM168 99H169V98H168ZM182 99H183V98H182ZM182 99H181V100H182ZM91 100H92V99H91ZM107 100H108V98H107ZM111 100H112V99H111ZM160 100H161V99H160ZM172 100H173V99H172ZM178 100H179V99H178ZM178 100H177V101H178ZM183 100H184V99H183ZM185 100H186V99H185ZM187 100H188V99H187ZM195 100H196V99H195ZM1 101H2V100H1ZM12 101H13V100H12ZM20 101H21V100H20ZM71 101H72V98H71ZM114 101H115V100H114ZM158 101H159V100H158ZM164 101H165V100H164ZM177 101H176V103H177ZM4 102H5V101H3V103H4ZM103 102H104V101H103ZM120 102H121V101H120ZM161 102H162V101H161ZM161 102H160V103H161ZM257 102H258V101H257ZM107 103H109V101H107ZM107 103H106V104H107ZM117 103H119V102H117ZM152 103H153V102H152ZM160 103L158 102L157 105L160 104ZM163 103H165V102H163ZM168 103H169V102H168ZM170 103H171V102H170ZM170 103H169V104H170ZM180 103H181V102H180ZM180 103H179V104H180ZM40 104H41V103H40ZM46 104H47V103H46ZM48 104H49V103H48ZM70 104H71V103H70ZM70 104H69V106H70ZM102 104H103V103H102ZM104 104H105V103H104ZM114 104H116V102H115ZM169 104H168V106H169ZM171 104H172V103H171ZM177 104H178V103H177ZM181 104H182V103H181ZM260 104H261V103H260ZM3 105H4V104H3ZM12 105H13V104H12ZM35 105H36V104H35ZM55 105H56V104H54V106H55ZM94 105H95V104H94ZM166 105H167V104H166ZM20 106H21V105H20ZM46 106H47V105H46ZM50 106H51V105H50ZM100 106H101V104H100ZM102 106H103V105H102ZM106 106H107V105H106ZM110 106H111V105H110ZM172 106H173V105H172ZM44 107H45V106H44ZM152 107H153V106H152ZM161 107H162V106H161ZM175 107H176V106H175ZM182 107H183V106H182ZM0 108H1V107H0ZM2 108H3V107H2ZM30 108H31V107H30ZM73 108H74V106H73ZM149 108H150V106H149ZM153 108H154V107H153ZM156 109H157V108H156ZM158 109H159V107H158ZM160 109H161V108H160ZM169 109H170V108H169ZM11 110H12V108H11ZM41 110H42V109H41ZM71 110H72V109H71ZM148 110H149V109H148ZM15 111H16V110H15ZM21 111H22V110H21ZM36 111H37V110H36ZM51 111H52V110H51ZM54 111H55V110H54ZM42 112H44V111H42ZM52 112H53V111H52ZM10 113H11V112H10ZM26 113H27V112H26ZM162 113H163V112H162ZM32 114H33V113H32ZM50 114H52V113H50ZM64 114H65V113H64ZM105 114H106V113H105ZM46 115H47V114H46ZM54 115H55V114H54ZM25 116H26V115H25ZM49 116H50V115H49ZM69 116H70V114H69ZM69 116H68V117H69ZM71 116H72V115H71ZM45 117H46V116H45ZM64 117H65V116H64ZM28 118H29V117H28ZM53 118H54V116H53ZM66 118H67V117H66ZM72 118H74V117L72 116ZM159 118H160V117H159ZM159 118H158V119H159ZM30 119H31V118H30ZM68 119H69V118H68ZM68 119H67V120H68ZM77 119H78V118H77ZM126 119H127V118H126ZM38 120H39V119H38ZM38 120H37V121H38ZM44 120H46V119H44ZM64 120H66V119H64ZM137 120H138V119H137ZM140 120H143V119H140ZM6 121H7V120H6ZM25 121H26V120H25ZM47 121H48V120H47ZM55 121H56V120H55ZM68 121H69V120H68ZM72 121H73V120H72ZM145 121H147V120H145ZM28 122H29V121H28ZM133 122H135V121H133ZM133 122H132V123H133ZM147 122H148V121H147ZM49 123H50V122H49ZM56 123H57V122H56ZM68 123H69V122H68ZM129 123H130V120H129V122H128V125H129ZM135 123H137V122H135ZM142 123H143V122H142ZM144 123H145V122H144ZM144 123H143V124H144ZM153 123H156V122H154V120H153ZM162 123H163V122H162ZM139 124H141V123H139ZM143 124H142V125H143ZM146 124H147V123H146ZM151 124H152V123H151ZM56 125H57V124H56ZM63 125H64V124H63ZM132 125H133V124H131V126H132ZM142 125H141V127H142ZM148 125H149V123H148ZM17 126H18V125H17ZM32 126H33V125H32ZM126 126H127V125H126ZM143 126H144V125H143ZM3 127H4V126H3ZM12 127H13V126H12ZM54 127H55V126H54ZM54 127H52V128H54ZM57 127H58V126H57ZM78 127H79V126H78ZM139 127H140V125H139ZM152 127H153V126H152ZM88 128H89V126H88ZM149 128H150V127H149ZM154 128H155V127H154ZM160 128H161V127H160ZM2 129H3V128H2ZM78 129H79V128H78ZM139 129H141V128H139ZM139 129H138V130H139ZM146 129H147V128H146ZM158 129H159V128H158ZM9 130H10V129H9ZM27 130H28V129H27ZM52 130H53V129H52ZM58 130H59V128H58ZM79 130H80V129H79ZM91 130H92V129H91ZM124 130H125V129H124ZM126 130H128V129H126ZM45 131H46V130H45ZM56 131H57V130H56ZM77 131H78V130H77ZM87 131H88V130H87ZM151 131H152V130H151ZM6 132H7V131H6ZM51 132H52V131H51ZM75 132H76V131H75ZM80 132H82V131H80ZM83 132H84V131H83ZM83 132H82V133H83ZM52 133H53V132H52ZM141 133H142V132H141ZM141 133H140V134H141ZM143 133H145V132L143 131ZM4 134H5V132H4ZM78 134H79V133H78ZM84 134H85V133H84ZM84 134H83V135H84ZM89 134H91V133L89 132ZM129 134H131L130 131H129ZM132 134H133V133H132ZM132 134H131V135H132ZM138 134H139V131H138ZM138 134H137V135H138ZM147 134H148V133H147ZM93 135H94V134H93ZM45 136H46V135H45ZM133 136H134V134H133ZM133 136H132V137H133ZM142 136H143V135H142ZM148 136H150V135L148 134ZM50 137H51V136H50ZM80 137H81V136H80ZM83 137H84V136H83ZM86 137H87V136H86ZM94 137H95V136H94ZM135 137H136V136H135ZM144 137H146V136L144 135ZM144 137H143V138H144ZM45 138H46V137H45ZM90 138H93V137H90ZM139 138H140V137H139ZM78 139H79V138H78ZM81 139H82V138H81ZM141 139H142V138H141ZM146 139H147V138H146ZM146 139H145V140H146ZM84 140H85V139H84ZM86 140H87V139H86ZM91 140H92V139H91ZM147 140H148V139H147ZM80 141H81V140H80ZM143 141H144V140H143ZM85 142H86V141H85ZM139 142H140V141H139ZM139 142H138V144H139ZM145 142H146V141H145ZM165 142H166V141H165ZM176 142H177V141H176ZM148 143H149V142H148ZM140 144H141V143H140ZM84 145H85V144H84ZM86 145H88V144L86 143ZM86 145H85V148H86ZM90 145H91V144H90ZM149 145H150V144H149ZM94 146H95V145H93L92 147H94ZM141 146H142V145H141ZM178 147H179V146H178ZM89 148H90V147H89ZM90 149H91V148H90ZM96 150H97V149H96ZM177 150H178V149H177ZM30 152H31V151H30ZM133 154H134V153H133ZM151 155H152V154H150V156H151ZM150 156H149V157H150ZM154 156H155V155H154ZM155 157H156V156H155ZM151 158H152V156H151ZM153 158H154V157H153ZM149 159H150V158H149ZM158 159H159V158H158ZM150 160H151V159H150ZM154 160H155V159H154ZM143 162H144V161H143ZM147 165H148V164H147ZM147 165H146V166H147ZM141 166H142V165H141ZM133 167H134V166H133ZM134 168H135V167H134ZM139 169H141V168H139ZM143 169H144V168H143ZM150 169H151V168H150ZM150 171H151V170H150ZM147 172H148V171H147ZM151 172H152V171H151ZM149 173H150V172H149ZM101 174H102V173H101ZM13 176H15V175H13ZM102 176H103V175H102ZM133 176H134V175H133ZM133 176H132V177H133ZM130 178H131V176H130ZM134 178H135V176H134ZM134 178H133V179H134ZM127 179H128V178H127ZM127 179H126V180H127ZM131 181H132V180H131ZM127 182H128V181H127ZM129 182H130V181H129ZM132 182H133V181H132ZM137 182L139 183V181H137ZM130 184H131V183H130ZM132 184H133V183H132ZM132 184H131V185H132ZM135 184H136V181H135ZM127 185H128V184H127ZM133 185H134V184H133ZM134 186H136V185H134ZM127 187H128V186H127ZM127 187H126V189H127ZM129 187H131V186H129ZM136 187H137V186H136ZM136 187H135V189H136ZM138 188H139V187H138ZM140 188H141V187H140ZM140 188H139V189H140ZM99 189H100V188H99ZM99 189H98V190H99ZM128 189H130V188H128ZM139 189H137V191H139ZM141 189H142V188H141ZM129 191H130V190H129ZM143 191H145V190H143ZM99 193H100V192H99ZM105 193H106V192H105ZM129 193H130V192H129ZM44 194H45V193H44ZM96 194H97V192H96ZM106 194H107V193H106ZM99 195H100V194H99ZM130 195H131V194H130ZM130 195H129V196H130ZM96 196H97V195H96ZM101 197L103 198V196H101ZM110 197H111V194H110ZM116 197H117V196H116ZM116 197H115L114 200H116ZM108 198H109V197H108ZM113 198H114V196L112 197V199H113ZM105 199H106V197H105ZM119 199H120V198H119ZM85 200H86V199H85ZM102 200H103V199H102ZM120 200H121V199H120ZM112 201H113V200H112ZM114 202H115V201H114ZM128 202H130V201H128ZM83 204H84V203H83ZM114 204H115V203H114ZM33 206H34V205H33ZM48 206H49V205H48ZM34 207H35V206H34ZM118 208H119V207H118ZM118 208H117V209H118ZM52 209H53V208H52ZM52 209H51V210H52ZM52 212H53V211H52ZM62 213H63V212H62ZM51 214H52V213H51ZM59 214H60V213H59ZM57 215H58V214H57ZM51 216H52V215H51ZM56 217H59V216H56ZM49 218H50V217H49ZM139 219H140V217H139ZM29 221H30V220H29ZM59 222H60V221H59ZM63 222H64V221H63ZM67 223H68V222H67ZM203 225H204V224H203ZM198 226H199V225H198ZM30 229H31V228H30ZM47 229H48V228H47ZM40 230H41V229H40ZM67 230H68V229H67ZM181 230H182V229H181ZM183 230H184V229H183ZM47 231H48V230H47ZM184 231H185V230H184ZM38 232H39V231H38ZM63 232H64V231H63ZM52 233H54V231H53ZM181 233H182V232H181ZM186 235H187V234H186ZM46 236H47V235H46ZM60 236H61V235H60ZM60 236H59V237H60ZM179 236H180V235H179ZM181 237H184V236L182 235ZM37 238H38V237H37ZM25 240H26V239H25ZM40 240H41V239H40ZM70 240H71V239H70ZM179 240H180V239H179ZM52 243H53V242H52ZM25 244H26V243H25ZM164 244H165V243H164ZM166 245L168 246V244H166ZM43 246H45V245H43ZM171 248H172V247H171ZM171 248H170V249H171ZM57 249H58V248H57ZM61 249H62V248H61ZM167 249H169V247H168ZM171 250H172V249H171ZM41 251H42V249H41ZM46 251H47V250H46ZM46 251H45V253H46ZM178 251H179V250H178ZM174 253H175V252H174ZM174 253H173V254H174ZM216 253H217V252H216ZM219 254H220V253H219ZM63 256H64V254H63ZM172 257H174V256H172ZM210 257H211V256H210ZM219 258H220V257H219ZM219 258H218V259H219ZM39 259H40V258H39ZM38 261H39V260H38ZM213 261H214V260H213ZM216 261H217V260H216ZM41 262H42V261H41ZM40 264H41V263H40Z\"/></svg>",
    "mask_w": 264,
    "mask_h": 264
}]
</instances>
